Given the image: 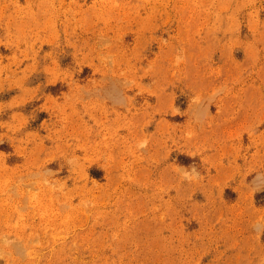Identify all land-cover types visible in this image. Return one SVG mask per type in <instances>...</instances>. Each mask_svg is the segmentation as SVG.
<instances>
[{"label": "rangeland", "instance_id": "rangeland-1", "mask_svg": "<svg viewBox=\"0 0 264 264\" xmlns=\"http://www.w3.org/2000/svg\"><path fill=\"white\" fill-rule=\"evenodd\" d=\"M0 264H264V0H0Z\"/></svg>", "mask_w": 264, "mask_h": 264}]
</instances>
